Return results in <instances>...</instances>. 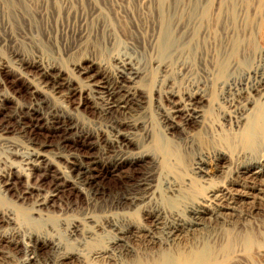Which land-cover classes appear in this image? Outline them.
Segmentation results:
<instances>
[{"label":"bare ground","instance_id":"bare-ground-1","mask_svg":"<svg viewBox=\"0 0 264 264\" xmlns=\"http://www.w3.org/2000/svg\"><path fill=\"white\" fill-rule=\"evenodd\" d=\"M137 1L156 3L151 51L170 56L189 47L193 33L180 42L188 25L176 0L171 9L169 0ZM29 2L6 0L11 10ZM248 2L253 20H263L264 0ZM190 5L195 21L200 8ZM193 47L197 70L163 59L157 76L132 50L113 56V71L82 53L69 71L16 53L0 61V144L10 154L0 197L28 203L21 210L37 225L0 204V264H240L264 225V53L226 76L238 44ZM18 95L27 101L15 103ZM149 101L157 133L126 117ZM73 109L95 110L105 128H84ZM107 178L116 180L113 191ZM81 194L100 215L55 230L43 208L77 207Z\"/></svg>","mask_w":264,"mask_h":264},{"label":"rangeland","instance_id":"rangeland-1","mask_svg":"<svg viewBox=\"0 0 264 264\" xmlns=\"http://www.w3.org/2000/svg\"><path fill=\"white\" fill-rule=\"evenodd\" d=\"M172 1H168L165 7L166 9L168 7L167 5L170 2L172 3ZM176 1L179 9L181 8L183 12L181 13L182 18L179 14L175 15V17L179 16L180 19H182V23L188 25L186 26L187 29L185 28L183 31L178 32L180 42H182L189 33H193V39L189 45L191 48L187 46L183 48L184 50H180V52L174 51L170 56L165 54H162V56L158 54L156 49L151 51L152 48H150L151 44H154L152 34L153 30L155 32L152 21L156 18L154 17L156 15V3L154 2L141 4L140 1L137 0H30V2L27 3L26 9L21 7L19 10H11L10 6L6 4V0H0V61H11L12 54L16 53L22 56L24 55V57L29 60L38 59L44 63L55 62V64H61L66 67V69L68 68L67 70L69 71L71 63L82 53L81 56H91L97 60L99 58V61L110 68L109 71H113L115 64L113 56L124 51L132 53V50L135 56L142 60V65H146L150 62V66L149 64L147 65L151 70L146 67L147 70H150L149 72L147 71V74L152 73V76L153 74L157 76L159 71H156V73L154 71L156 61L158 63V61H164L163 59L166 61L167 59V61H169H166L167 63L175 64L177 60L186 61L188 64L191 63V66L195 65L193 69L197 70V59L195 58H198L200 49L198 48L195 50L192 46L195 44H215V46H218V44H232L234 41V44H238L239 48L237 47V49L240 50L238 51L236 49V53L232 52L231 56L233 57H231L232 59L230 58V65H228V67L231 68L229 69L227 67L228 69L226 68V72H223L224 75L226 74L227 76L230 72V74L233 75H237L238 73V75H240V73L245 71V66L247 64L255 63L259 56L264 53V14L260 16V18L263 17V20L260 19V22L258 18L253 20V16L249 13L251 5L248 4V0H212L210 2L211 4L208 5V12L206 11V14H204L205 17L200 16V7H204L203 4H206V0L197 1L200 6L197 4L196 0ZM182 3H184V5H182ZM185 3L187 5H185ZM195 3L200 8L198 10L196 9V12L199 11L198 14H196L201 18L195 16L196 20L193 21V16L190 18V14L187 13V8L189 9L191 7L190 4L195 5ZM172 5L173 6L170 5V9L173 8L175 4L172 3ZM98 8L100 10H98ZM93 9H97L98 11L96 12V10H94L93 12ZM150 9L152 11L148 12ZM141 13L144 17L141 16ZM169 13L173 14L172 10ZM175 17L174 20L176 19ZM136 19L139 22H136ZM134 22L136 24L138 23V27L135 26L136 24ZM245 23L247 25H245ZM182 33L185 35H181ZM133 47L136 48L133 49ZM73 48L75 49L73 50ZM147 49L148 51H146ZM245 51L247 54L244 53ZM153 57L159 58L155 60ZM179 57L181 58L179 59ZM246 58L248 60L247 62L245 61ZM231 60H233V62ZM179 61H177V63H179ZM232 63H234L233 66ZM236 63L237 68L235 66ZM111 65H113V68ZM24 101L26 102L27 100L22 95H18L15 98V103H23ZM59 102L58 100L49 99V104L51 105L56 103L60 104ZM73 112L74 116L78 114L73 117L78 119L84 128L90 131L95 130L97 133H101L100 131L105 128L103 119L100 118V115L95 110L80 109V111H75L73 109ZM126 117L138 123L139 126L142 125L143 129L153 130L154 133L158 132L157 123L159 122V116L158 114L156 115V109L151 101L141 110L129 111ZM140 132L142 131H138L137 133L140 134ZM10 136H12V134ZM13 137L16 136L13 135ZM9 155L7 148L0 144L1 168H3L2 165L9 160ZM22 179L24 180V177L21 178V180ZM105 180H103L105 185L102 184L108 191L116 189L117 184L115 179L107 178ZM13 202L14 198H12V202H8L6 199L3 200V198L0 199V204L4 208L5 205L7 207V204V208L14 205V208H11L12 211L14 210V214L17 215L18 221H23L25 224L30 225L29 227L33 225V227H31L33 229L34 227L36 228L37 225L29 221L30 216H33V214L29 211L23 210L22 212L21 210V206L23 205V207H25L28 203L24 205L19 204V201ZM79 203L77 207L66 209L60 201H56V203L50 205L51 207H46L47 209L43 208V213L49 216L48 222H51L50 225L54 226L53 228L55 230L63 229L62 227L64 226L62 223L65 221L68 222L70 220L73 222L74 220V222L76 221L75 223H77L78 221L81 222L83 219L85 220V218L91 214L100 215L97 209L94 210L95 208L93 209V206L85 203L82 194L79 198ZM15 206H17L16 208L18 209H16ZM28 222L31 224H28ZM249 247L250 248L245 250V256L240 264H264V225L258 230V236ZM258 248L261 250V255L256 254Z\"/></svg>","mask_w":264,"mask_h":264}]
</instances>
